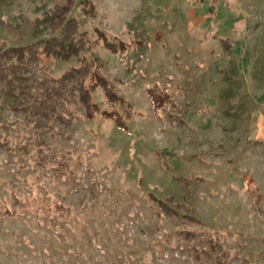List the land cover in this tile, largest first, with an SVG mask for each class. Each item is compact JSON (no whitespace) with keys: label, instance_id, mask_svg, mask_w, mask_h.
I'll use <instances>...</instances> for the list:
<instances>
[{"label":"rangeland","instance_id":"374dc122","mask_svg":"<svg viewBox=\"0 0 264 264\" xmlns=\"http://www.w3.org/2000/svg\"><path fill=\"white\" fill-rule=\"evenodd\" d=\"M79 1L0 0V49L49 37L70 16L90 43L95 27L127 43L80 54L123 97L122 123L76 120L46 137L41 159L0 86V264H214L195 259L205 243L175 236L185 224L149 193L188 199L199 220L189 228L215 237L225 264H264V0H90L92 16ZM79 64L42 57L34 72ZM150 88L168 100L155 107ZM60 154L69 170L55 177ZM14 197L33 208L3 216Z\"/></svg>","mask_w":264,"mask_h":264},{"label":"trees","instance_id":"16d2710c","mask_svg":"<svg viewBox=\"0 0 264 264\" xmlns=\"http://www.w3.org/2000/svg\"><path fill=\"white\" fill-rule=\"evenodd\" d=\"M79 4L84 15L94 14L95 9L90 0H80ZM94 32L96 37L90 43L86 31L80 27L79 20L70 16L58 31L49 37L21 46H7L0 49V86L2 93L8 99V110L23 117L29 138L36 146L37 156L41 159L50 153L46 137L62 135L64 133L62 127H71L76 120H91L96 114H101L114 119L117 125L122 123L114 107L123 104V97L99 72L98 66L81 57L80 54L88 51L92 43L101 42L112 52L123 51L127 43L120 39L114 42L100 28L95 27ZM42 57L61 61L76 58L80 64L70 66L59 76H53L47 72L46 67H42L45 72L38 77L34 68ZM98 89L106 102L112 106L110 110L101 108L95 100L94 93ZM148 91L155 107H160L168 100L166 94L155 92L152 88ZM0 144L4 146L2 142ZM49 155L52 157L53 153ZM59 157V160L52 158L53 164L50 166L51 174L55 177L69 170L64 154H60ZM149 196L163 213L172 220L185 224L186 228L177 229L175 236L181 240L205 243L206 246L202 249L194 250L195 259L199 260L201 255H205L214 264L227 262L229 253L221 247L215 237L189 228L199 220L188 199L175 201L171 196L158 198L152 193H149ZM14 204L15 208L12 209L4 206L2 215L13 217L17 215L18 210H28L34 206L30 198L14 197ZM48 209L49 206H45L44 213Z\"/></svg>","mask_w":264,"mask_h":264}]
</instances>
